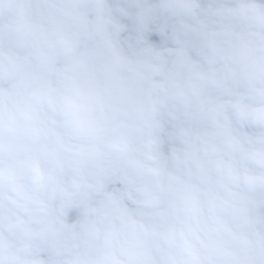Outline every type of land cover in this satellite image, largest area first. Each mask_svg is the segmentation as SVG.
<instances>
[{
    "label": "clouds",
    "instance_id": "clouds-1",
    "mask_svg": "<svg viewBox=\"0 0 264 264\" xmlns=\"http://www.w3.org/2000/svg\"><path fill=\"white\" fill-rule=\"evenodd\" d=\"M0 264H264V0H0Z\"/></svg>",
    "mask_w": 264,
    "mask_h": 264
}]
</instances>
